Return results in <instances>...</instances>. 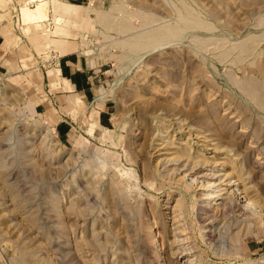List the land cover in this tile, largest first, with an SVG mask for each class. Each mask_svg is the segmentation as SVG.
<instances>
[{"label":"rangeland","instance_id":"obj_1","mask_svg":"<svg viewBox=\"0 0 264 264\" xmlns=\"http://www.w3.org/2000/svg\"><path fill=\"white\" fill-rule=\"evenodd\" d=\"M49 1L54 34L71 37L95 78L86 103L51 102L46 72L60 48L34 44L29 69L1 84L0 264H264V230L243 221L236 189L264 206V0H119L166 20L186 2L215 27L188 31L206 49L187 37L131 71L111 57L117 22L96 16L113 0L70 2V22L67 1ZM8 6L2 23L17 25L21 6Z\"/></svg>","mask_w":264,"mask_h":264},{"label":"bare ground","instance_id":"obj_2","mask_svg":"<svg viewBox=\"0 0 264 264\" xmlns=\"http://www.w3.org/2000/svg\"><path fill=\"white\" fill-rule=\"evenodd\" d=\"M41 0H18V3L22 4V9H29L30 11H25V14L28 16V20H39L42 17L45 18L47 16L46 11L43 6L37 7L36 10L30 9V5L40 3ZM62 1V0H60ZM59 0H55V6L59 8L61 6V2ZM119 0H113V6L110 10L111 14L106 11H98L97 17L102 21L103 19L107 18L108 16H111L113 18V21L117 22L116 25H114L112 28L119 33V35H124L123 37L120 36L119 38L113 39L111 41V46L113 48H116L120 50V54H114L111 53V57L114 58L116 61L120 63V66L118 67L119 71L122 70V65L125 64V62L130 65L129 70L131 71L132 68L135 66H140L143 63L144 55L149 54L156 51H163L168 46H173L179 41H183L189 36L188 31L190 30H199L201 29L211 31L215 27L213 24L207 23L200 15L198 11H196L193 7H191L186 2H183L180 6L177 4H172V10L174 12V17L170 20H166L165 18H155L150 13H148L145 9H138L132 10L129 5L122 3L121 5L117 6ZM17 2V1H16ZM47 4V3H46ZM37 5V4H36ZM39 5V4H38ZM75 6L71 3H65L64 5V13H59L60 16L62 15L66 19L69 18L70 21H74V14L73 16H68L66 12L67 6ZM89 7H86L82 11L83 15H88L91 13L92 10H94V6L91 4L88 5ZM23 16H24V11ZM202 14V13H201ZM25 15V17H26ZM27 18V17H26ZM25 18V19H26ZM142 19L144 21V24L141 26H135L132 23V19ZM28 20H26L28 22ZM49 21H52L50 18ZM46 21V20H45ZM48 24V23H46ZM46 26V25H45ZM50 27V26H49ZM49 29V28H48ZM49 31V30H48ZM203 31V30H202ZM195 31L192 32V34ZM45 34V33H44ZM48 35V34H45ZM194 35V34H193ZM106 36V35H105ZM196 36V35H195ZM67 36H64L62 38L67 39ZM196 39L197 42H199V49L198 50H204L207 48L205 46V40L200 39L199 37H192V39ZM104 39H106L104 37ZM188 39V38H187ZM251 39V38H249ZM217 44L219 40H213ZM243 43V42H242ZM89 43L86 41L83 43L84 46L88 45ZM52 47L57 46V43H51ZM197 45V44H196ZM106 47V46H105ZM104 47V49H105ZM241 56L248 54L249 50L247 47H241ZM222 58H225V55H221ZM25 70H28L27 66H24ZM60 73V72H59ZM233 79L236 81V79L233 77ZM237 84L253 99H259L260 98V89L257 85H248L246 83H240L237 81ZM112 90V89H111ZM111 92V91H110ZM107 92H103L102 97L107 96ZM261 99V98H260ZM160 131V130H159ZM163 132V131H162ZM161 133V131H160ZM168 138V142L170 143L169 135L166 136ZM164 144V143H163ZM172 144V143H171ZM228 152H232V150H229ZM181 153V154H180ZM190 149L181 147V150L178 154L182 156L183 158L186 157L188 160L191 158ZM235 156V155H234ZM179 157V155H178ZM180 157V158H182ZM231 159V158H229ZM235 161V160H234ZM186 162V161H185ZM198 163V162H197ZM184 164V163H183ZM190 165H192L190 167ZM198 164H190V161H187L186 164H184L182 167L185 169H193ZM117 167V166H116ZM241 178H239L240 180ZM237 181V180H236ZM243 181V180H242ZM193 182V181H192ZM244 184V182H243ZM242 184V185H243ZM208 184H202V186H208ZM246 186V185H245ZM242 187V189H241ZM186 189L190 188V185H186ZM236 189L240 194L244 195L243 198L245 199V207L242 209V212L240 213L241 217L243 218V221H246L249 223V227L254 226V223L252 221V218H255L258 222L260 227L264 230V206L260 204L255 199H252L251 196H249L247 190L245 187L236 184ZM260 197V196H259ZM258 199V197H257ZM182 203H178V207L182 208ZM205 220V219H204ZM203 221V220H202ZM216 225L209 224L207 226L204 225V229H206V233H208V239H210V243L215 244V236L214 232H216L214 229ZM203 228L201 227V230ZM204 229L202 231H204ZM219 232V231H218ZM204 233V232H202ZM234 239V237H232ZM220 240V239H219ZM227 244L224 243L223 247L220 249L221 251L219 253H223L227 251ZM217 249V248H216ZM229 252L232 254V250H229Z\"/></svg>","mask_w":264,"mask_h":264},{"label":"crops","instance_id":"obj_3","mask_svg":"<svg viewBox=\"0 0 264 264\" xmlns=\"http://www.w3.org/2000/svg\"><path fill=\"white\" fill-rule=\"evenodd\" d=\"M8 1L9 0H3V2L0 3V86L4 80L11 76H15L18 72V68L22 67L24 69V66H27L29 69L27 55L31 54L32 51L36 52V46L51 52V43H57V47L62 50L59 49L58 51H54L56 57L54 56L55 60L51 61L53 67L46 72L48 83L45 86V88L48 86L52 89H56V91L53 93L51 89H49L46 91V96L51 102L60 100L62 105L66 102V107L68 106L69 108H75L81 103H86L89 100L88 90L91 89L93 85L95 72H93L88 64H85L83 54L79 52H70L75 49V43L70 41L71 37H66L67 39H64L62 37L68 36V34H62L60 36L59 34H54L50 26L51 21L48 20L49 17L47 16L36 21L28 20L29 18L25 14V11L30 10H23L22 4L18 3V0H10V2H15L21 6L19 9V16L17 15V25L11 26L9 22L6 24L2 23L4 21L3 19L9 14V6L7 7ZM63 1L72 3L81 2L83 0ZM50 3L49 0H41L40 3H36L37 5H30V9L36 10L37 7L40 6L47 9L45 6H50ZM10 11L11 10H9V12ZM22 11H24V16ZM20 15L22 16L23 23H19ZM15 18L16 16L13 15L14 20ZM26 20H28V22ZM44 33L51 35L46 36ZM54 35H57V37ZM28 36H30L31 39ZM8 40H11V43ZM61 91L65 93L59 94ZM99 98L104 99L101 96H99Z\"/></svg>","mask_w":264,"mask_h":264}]
</instances>
